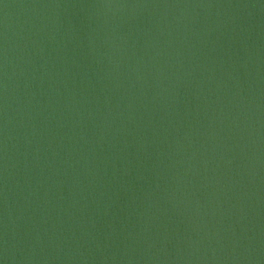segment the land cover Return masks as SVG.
Returning <instances> with one entry per match:
<instances>
[{
  "label": "water",
  "instance_id": "95a60500",
  "mask_svg": "<svg viewBox=\"0 0 264 264\" xmlns=\"http://www.w3.org/2000/svg\"><path fill=\"white\" fill-rule=\"evenodd\" d=\"M0 264H264V0H0Z\"/></svg>",
  "mask_w": 264,
  "mask_h": 264
}]
</instances>
